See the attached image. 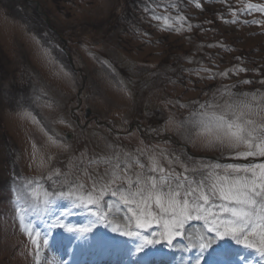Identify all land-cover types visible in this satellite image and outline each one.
I'll list each match as a JSON object with an SVG mask.
<instances>
[{
	"label": "rangeland",
	"instance_id": "obj_1",
	"mask_svg": "<svg viewBox=\"0 0 264 264\" xmlns=\"http://www.w3.org/2000/svg\"><path fill=\"white\" fill-rule=\"evenodd\" d=\"M36 1L56 32L45 28L56 38L39 36L44 16L34 4L0 0V264H33L16 212L14 190L21 184L38 180L47 187L42 177L55 169L68 172L81 154L102 155L108 146L146 154L166 150L207 162L237 160L192 142L193 130L180 122L194 109L177 101L203 102L233 85V92L264 91V24L243 23L264 21V13L237 11L236 22H230L232 9L264 0H199L200 7L196 0H161L159 7L152 0ZM146 5L157 16L182 13L186 21L183 26L174 21L180 31L163 29L162 20L144 11ZM61 38L81 73L69 66ZM238 67L247 71L236 72ZM244 80L251 83H240ZM77 106L79 123L71 112ZM48 255L73 264L63 251ZM176 255L174 264H180ZM96 256L86 251L77 259ZM114 260L105 255L103 263Z\"/></svg>",
	"mask_w": 264,
	"mask_h": 264
},
{
	"label": "snow or ice",
	"instance_id": "obj_2",
	"mask_svg": "<svg viewBox=\"0 0 264 264\" xmlns=\"http://www.w3.org/2000/svg\"><path fill=\"white\" fill-rule=\"evenodd\" d=\"M152 2L159 7L161 0ZM253 10L264 13V4L232 9L230 22H236L237 11ZM144 11L162 20L166 30L180 31L174 21L181 26L186 21L182 13L157 16L147 5ZM235 87L218 89L203 102L177 101L194 109L180 123L190 125L192 142L203 147L222 149L237 160L264 158V91L233 92ZM42 179L47 187L28 180L14 190L33 264H69L49 259L53 250L71 256L73 264H81L77 258L86 251L115 257L113 264H174L177 253L180 264H264V160L207 162L166 150L146 154L108 146L105 154H81L68 172L55 169ZM73 216L83 220L72 224ZM57 229L68 235H53Z\"/></svg>",
	"mask_w": 264,
	"mask_h": 264
},
{
	"label": "water",
	"instance_id": "obj_3",
	"mask_svg": "<svg viewBox=\"0 0 264 264\" xmlns=\"http://www.w3.org/2000/svg\"><path fill=\"white\" fill-rule=\"evenodd\" d=\"M29 2L34 3L36 9H37V10L39 9V4H38L37 1H35V0H29ZM45 18H46V22H48V17H47V15H45ZM49 27L51 28L50 25H49ZM62 40H63V42H64L63 49L65 50L66 41H65V39H62ZM67 56H68V59H69L70 64L74 67L73 59H72L71 55H70L68 52H67ZM78 71L81 72V69L78 68ZM82 78H83V81H82L81 88H80L79 91H78V95L80 94V92H81V90H82V88H83V86H84L85 76H83ZM79 103H80V102H79ZM76 108H77V107H76ZM90 112H91V110H90L89 108H86V109H85V117H88V115L90 114ZM76 120H78V117H77V116H76ZM69 137H70V134H67V135H66V138H69ZM186 147H187V146H186Z\"/></svg>",
	"mask_w": 264,
	"mask_h": 264
},
{
	"label": "trees",
	"instance_id": "obj_4",
	"mask_svg": "<svg viewBox=\"0 0 264 264\" xmlns=\"http://www.w3.org/2000/svg\"><path fill=\"white\" fill-rule=\"evenodd\" d=\"M45 27H46V24H45V21H44V28L42 26H40L41 29L40 30L38 29V34H39L40 37H43L44 36L43 33H48L50 35L52 34V32L50 30H47V28H45ZM52 35L54 36L55 34L53 33Z\"/></svg>",
	"mask_w": 264,
	"mask_h": 264
},
{
	"label": "bare ground",
	"instance_id": "obj_5",
	"mask_svg": "<svg viewBox=\"0 0 264 264\" xmlns=\"http://www.w3.org/2000/svg\"><path fill=\"white\" fill-rule=\"evenodd\" d=\"M81 264H88L89 261L80 260ZM94 263V261H92Z\"/></svg>",
	"mask_w": 264,
	"mask_h": 264
}]
</instances>
